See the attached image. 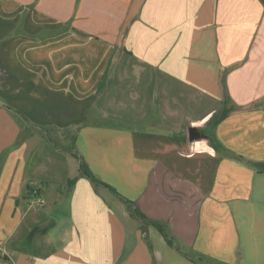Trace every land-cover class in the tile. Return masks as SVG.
I'll return each instance as SVG.
<instances>
[{
  "label": "crops",
  "instance_id": "1",
  "mask_svg": "<svg viewBox=\"0 0 264 264\" xmlns=\"http://www.w3.org/2000/svg\"><path fill=\"white\" fill-rule=\"evenodd\" d=\"M0 14V264H264V0Z\"/></svg>",
  "mask_w": 264,
  "mask_h": 264
},
{
  "label": "trees",
  "instance_id": "2",
  "mask_svg": "<svg viewBox=\"0 0 264 264\" xmlns=\"http://www.w3.org/2000/svg\"><path fill=\"white\" fill-rule=\"evenodd\" d=\"M211 144H212V147L213 149H215L217 152L220 151V144L215 140V139H211ZM73 156L78 159L80 161V172H81V175L83 176H86L88 177L89 179L92 180V182L96 185H100V184H103L101 181H99L95 176L94 174L90 171L87 163L76 153L73 154ZM235 159H238V161L241 159L239 158H235ZM244 162L245 164L249 165V166H253V167H262L263 163H255V162H252V161H249V160H245V161H242ZM106 186V185H105ZM114 190V189H112ZM125 203L127 204L129 210L131 211L132 215L139 219V220H143L145 221L147 224L149 225H153L155 226L159 232L161 234H163L167 239H168V242L170 244H173V241L171 239L168 238L167 236V232H166V229H165V226L163 223H160V222H157V221H153V220H150L148 219L143 213H141L140 211H138L137 209H134V204L128 200H125Z\"/></svg>",
  "mask_w": 264,
  "mask_h": 264
},
{
  "label": "built area",
  "instance_id": "3",
  "mask_svg": "<svg viewBox=\"0 0 264 264\" xmlns=\"http://www.w3.org/2000/svg\"><path fill=\"white\" fill-rule=\"evenodd\" d=\"M33 194H34L33 196L37 198V195H38V194H37L36 192L33 193ZM41 203H44V201H41Z\"/></svg>",
  "mask_w": 264,
  "mask_h": 264
},
{
  "label": "rangeland",
  "instance_id": "4",
  "mask_svg": "<svg viewBox=\"0 0 264 264\" xmlns=\"http://www.w3.org/2000/svg\"><path fill=\"white\" fill-rule=\"evenodd\" d=\"M2 14H0V16H1Z\"/></svg>",
  "mask_w": 264,
  "mask_h": 264
}]
</instances>
